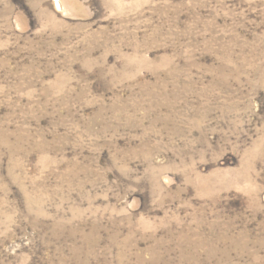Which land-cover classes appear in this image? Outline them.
I'll list each match as a JSON object with an SVG mask.
<instances>
[{
    "label": "rangeland",
    "instance_id": "374dc122",
    "mask_svg": "<svg viewBox=\"0 0 264 264\" xmlns=\"http://www.w3.org/2000/svg\"><path fill=\"white\" fill-rule=\"evenodd\" d=\"M0 264H264V0H0Z\"/></svg>",
    "mask_w": 264,
    "mask_h": 264
}]
</instances>
